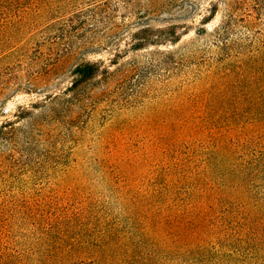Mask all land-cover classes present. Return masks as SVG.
I'll use <instances>...</instances> for the list:
<instances>
[{"label": "trees", "instance_id": "16d2710c", "mask_svg": "<svg viewBox=\"0 0 264 264\" xmlns=\"http://www.w3.org/2000/svg\"><path fill=\"white\" fill-rule=\"evenodd\" d=\"M157 1L0 0V67L26 63L33 49H39L35 67L45 62L47 50L56 57L83 58L117 47L126 35L135 40L130 47L134 51L178 43L182 37L175 25L155 34L144 16L133 18L145 4ZM260 1L226 0L223 19L206 45L193 40L177 49V64L185 67L177 81L198 84L190 96H205L203 113L177 117L173 162L153 168V177L134 187L124 177L130 187L119 215L107 214L93 225L67 201L28 197L5 179L11 160H16L14 151L46 142L45 137L50 140L60 128L73 125L88 100L100 95L93 82L104 76V92L109 91L114 71L83 58L70 86L36 105L39 113L29 111L25 137L13 132V122L0 125V145L7 141L14 152L0 153V264H264ZM99 28L114 37L108 43L89 41L88 34ZM138 70L140 62L131 64L117 81L126 82ZM34 218L44 231L25 227Z\"/></svg>", "mask_w": 264, "mask_h": 264}, {"label": "rangeland", "instance_id": "374dc122", "mask_svg": "<svg viewBox=\"0 0 264 264\" xmlns=\"http://www.w3.org/2000/svg\"><path fill=\"white\" fill-rule=\"evenodd\" d=\"M225 1L190 0L183 5L179 0L147 3L133 18L144 16L142 21L151 23L155 34L175 25L182 37L178 43L165 41L134 51L130 47L135 40L126 35L113 49L104 48L83 56L99 62L102 69L114 71L116 78L110 83L109 91L104 92V76L94 81L100 95L88 100L80 119L60 128L50 140L45 137L46 142H35L24 151L20 148V153L14 151L16 160H11L12 168L5 173V179L13 184L11 189L53 203L67 201L71 210L81 213L93 225L107 214L119 215L130 185L137 186L153 177V168L161 170L173 162V150H177V117H197L203 113L205 96L198 95L199 100L190 96V90L198 84L190 85L188 81L183 84L181 78L177 81L185 68L184 64H177V49L193 40L205 46L210 33L223 19ZM215 5H218L216 14ZM258 5L263 13L261 30L264 1ZM104 29L88 34L89 41L95 38L108 43L114 35ZM203 29L207 32L203 33ZM49 52L43 55L45 62L36 67L39 49H33L26 63L18 61L0 67V125L13 122V132L21 137L29 132V111L39 113L36 105L70 86L73 70L83 59L80 55L56 57L55 51ZM135 62H140V70L126 82L117 81ZM192 74L196 77V68H192ZM184 86V90H179ZM11 147L7 141H1L0 153L14 154ZM124 177L130 185L124 184ZM36 224L35 218L29 219L25 227L29 231H44L43 226ZM48 225H51L49 221L44 224Z\"/></svg>", "mask_w": 264, "mask_h": 264}]
</instances>
